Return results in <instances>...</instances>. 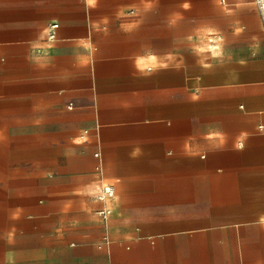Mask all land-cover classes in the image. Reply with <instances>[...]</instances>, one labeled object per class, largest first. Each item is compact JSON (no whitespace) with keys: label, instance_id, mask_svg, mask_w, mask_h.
Returning <instances> with one entry per match:
<instances>
[{"label":"crops","instance_id":"obj_1","mask_svg":"<svg viewBox=\"0 0 264 264\" xmlns=\"http://www.w3.org/2000/svg\"><path fill=\"white\" fill-rule=\"evenodd\" d=\"M0 264H264L253 0H0Z\"/></svg>","mask_w":264,"mask_h":264},{"label":"built area","instance_id":"obj_2","mask_svg":"<svg viewBox=\"0 0 264 264\" xmlns=\"http://www.w3.org/2000/svg\"><path fill=\"white\" fill-rule=\"evenodd\" d=\"M257 11L259 13V16L261 18L262 24L264 26V0H253ZM53 27H57L58 24L57 23H53L52 25ZM116 189L115 186L113 184H103L99 187L98 189V198L101 200H105L108 199L112 196L115 195ZM98 213L103 216L104 218H106L108 216L109 211L105 208L99 209Z\"/></svg>","mask_w":264,"mask_h":264}]
</instances>
